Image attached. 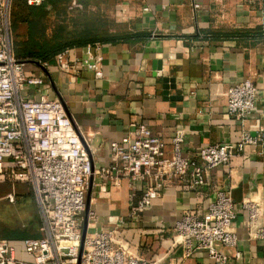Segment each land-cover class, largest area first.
<instances>
[{
    "label": "crops",
    "instance_id": "1",
    "mask_svg": "<svg viewBox=\"0 0 264 264\" xmlns=\"http://www.w3.org/2000/svg\"><path fill=\"white\" fill-rule=\"evenodd\" d=\"M18 4L16 0L13 30L23 40L22 23L15 16L16 11H24ZM71 13L92 14L107 34L128 36L127 40L70 49L72 58H88L89 47L101 54L100 79L91 71L65 72L56 60L44 68L29 65L32 73L44 75L50 96L63 100L82 134L92 137L97 167L110 163V144L121 141L132 123L145 125L160 136L169 156L173 155L174 137L184 132V157L209 145L236 143L242 131L255 135L264 127V0H201L198 10L191 0H92L83 10ZM210 33L217 36L208 37ZM14 50L21 56L15 44ZM247 78L256 83L258 106L243 124L228 114L226 92ZM259 151L263 154L248 148V158L238 156L232 164L214 170L212 184L198 190L167 181L141 220L130 224L155 233L140 237L147 245L136 250L138 254L147 258L162 255L165 244L160 230L171 236L183 212L206 204L217 188L232 185L238 205L255 200L264 209V147ZM139 191L141 196V186ZM90 207L99 216L100 230L129 220L128 179L95 176ZM248 222V212L240 210L234 227L245 264L264 260V244L249 238ZM186 264L210 262L202 252Z\"/></svg>",
    "mask_w": 264,
    "mask_h": 264
},
{
    "label": "built area",
    "instance_id": "2",
    "mask_svg": "<svg viewBox=\"0 0 264 264\" xmlns=\"http://www.w3.org/2000/svg\"><path fill=\"white\" fill-rule=\"evenodd\" d=\"M20 1L41 6L51 0ZM90 1L66 0L70 12L83 10ZM191 1L195 10L201 7V0ZM15 2L0 0V184L11 186L7 196L11 203L16 200L18 186L30 188L38 206L41 236L19 243L0 238V264H186L202 252L210 264H245L234 223L240 210L247 211L249 238L264 244V209L255 200L238 205L232 185L217 188L206 204L185 210L171 236L160 230L165 252L155 258L142 257L136 251L147 245L140 237L155 233L130 224L141 220L167 181L198 190L212 184L214 170L232 164L238 156L248 158V148L262 155L264 127L255 135L242 131L236 143L209 145L184 157V132L174 137L173 155L169 156L160 136L145 125L132 123L121 141L110 144V163L97 167L92 137L82 134L63 100L50 96L44 75L30 70L33 62L15 54ZM87 51L86 59L72 58L68 49L59 53L56 61L65 72L80 75L91 71L102 78L103 56L92 47ZM226 97L228 114L243 124L258 106V89L251 78L230 86ZM95 176L128 179L129 220L98 228L99 216L88 208ZM140 186L142 194L138 196ZM86 215L88 229L83 239ZM251 264H264V260Z\"/></svg>",
    "mask_w": 264,
    "mask_h": 264
},
{
    "label": "trees",
    "instance_id": "3",
    "mask_svg": "<svg viewBox=\"0 0 264 264\" xmlns=\"http://www.w3.org/2000/svg\"><path fill=\"white\" fill-rule=\"evenodd\" d=\"M18 6L22 7L23 11L18 14L19 20H25L29 25V34L23 40H20L16 32L15 49L18 50L22 59L29 60L31 62H45L51 63L56 60L59 53L68 49L84 47L89 44H95L98 42H115L119 40H127L126 35H114L107 34L105 29H102L96 21L74 22L72 24L62 21L58 23L55 32L49 39L45 40V21L52 13L59 16H67L71 13L68 10V4L66 0H51L48 4L41 6H27L17 0ZM15 11V9H14ZM26 13V14H25ZM29 15L35 17L29 20ZM27 17V18H26ZM99 22V21H98ZM217 36L216 33H210L208 37L213 38ZM223 36V35H222ZM19 38V39H18ZM32 193H25L24 197H31ZM37 230L40 228V218L38 217ZM39 231V230H38ZM41 235H31L28 231L15 230L12 232V236L8 239L14 243H19L27 238H39ZM3 238V237H0Z\"/></svg>",
    "mask_w": 264,
    "mask_h": 264
},
{
    "label": "rangeland",
    "instance_id": "4",
    "mask_svg": "<svg viewBox=\"0 0 264 264\" xmlns=\"http://www.w3.org/2000/svg\"><path fill=\"white\" fill-rule=\"evenodd\" d=\"M105 1V0H104ZM121 2V1H120ZM119 2V3H120ZM105 2L104 4H106ZM91 4V3H90ZM97 4V3H94ZM113 4V3H108ZM17 14L15 17H18L20 14V10L16 11ZM26 14V13H25ZM79 13H70L67 16H59L58 14L52 13L45 21V32L44 39L47 40L52 36L55 32V28H57L58 23L63 20L66 23H74V22H84L87 21H96L98 20L87 13L78 15ZM34 15H29V20L33 19ZM27 18V17H26ZM20 31L22 38H26L27 30L29 32V25L24 19L20 21ZM14 38L16 40V32L14 31ZM19 39V38H18ZM12 191L11 186L9 185H1L0 184V237L3 239H8V237L12 236V232L15 230L19 231H28L31 235H41L40 230H37L38 224V206L34 196L24 197L25 193H31V190L27 186H18L17 187V195L14 203H11L7 198L8 194Z\"/></svg>",
    "mask_w": 264,
    "mask_h": 264
},
{
    "label": "water",
    "instance_id": "5",
    "mask_svg": "<svg viewBox=\"0 0 264 264\" xmlns=\"http://www.w3.org/2000/svg\"><path fill=\"white\" fill-rule=\"evenodd\" d=\"M33 63H34V64H37V65H39V66H41V67H43L42 64H40V63L37 62V61H33ZM43 68H44V67H43ZM90 199H91V188H90V190H89V194H88V208L90 207ZM87 229H88V215H86V220H85V225H84L83 239L85 238V235H86Z\"/></svg>",
    "mask_w": 264,
    "mask_h": 264
}]
</instances>
